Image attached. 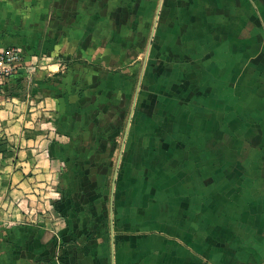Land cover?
<instances>
[{"label": "crops", "instance_id": "obj_1", "mask_svg": "<svg viewBox=\"0 0 264 264\" xmlns=\"http://www.w3.org/2000/svg\"><path fill=\"white\" fill-rule=\"evenodd\" d=\"M171 8L176 12V18L166 17L163 21L174 29L173 36H190L198 41L206 35L207 44L219 54L220 64L214 71L220 76L222 86L224 75L236 78L233 85H237L241 77H247V82L251 83L253 77L260 84L255 95L257 100L263 101L261 108L264 109V0H0V47L20 48L28 65L36 57L52 55L65 61L77 57L97 60L103 58L98 53L102 45L108 49L104 60H114L118 52L126 53L124 49L117 50L120 44L133 50L134 43H144L140 28L147 27L149 19L153 20L152 12L157 14L152 27L154 31L159 14ZM46 68L35 75V81L24 95L16 90L17 86H11L7 89L11 90V96H0V264H264L261 228L253 229L252 238L244 241L241 236L244 237L245 229L230 227L225 221L229 216L214 215V204L208 202H205V217L186 215L189 211L192 214L193 205L191 199L182 194L181 187L185 188V185H160L159 182L152 184L151 192L157 193L158 187L169 189L172 195L168 202L178 207V215H184L183 221L188 219L190 226L146 228L150 224L144 221L150 218L145 220L144 213L153 214L154 207L159 205L155 204L153 195L144 198V160L141 165L136 159L122 167L119 163L126 144L127 147L138 145L141 150L139 160L144 159V132H132L127 140L124 137L115 168V173L120 169L119 173L124 175L115 185V177L110 185L105 179L93 178L95 175L92 174L100 170L107 173L112 161L103 165L90 162L80 154L81 151L85 155L84 148H77L76 156H80V161L71 163L72 151L68 144L73 137L60 134L59 130L57 133L52 127L58 125L57 119L53 118L57 113L64 117L68 106L83 102L75 94L81 90V82L82 90L88 85L86 96L92 103L88 108L100 106L93 97L95 92L105 93L100 83L109 80L116 83L118 76L113 73L116 77H110L113 75L109 73L94 77V72L87 70L88 74L76 71L74 77L68 73L71 69L66 71V67L55 63L50 70L62 72L64 76L63 79L55 77L53 82L57 85L52 87L47 79L51 75H47ZM75 78L80 82L76 83ZM143 81L144 69L132 103L129 128L136 114L138 94L143 91ZM29 93L31 98L27 101ZM163 113L153 124L152 137L167 141L170 136L168 142H176L177 137H182L191 143L200 135L204 142L210 139L207 144L211 146L206 147L205 155L210 153L212 156L215 145L220 146V154L226 158L224 161L231 155L241 157L243 165L237 166L236 187L244 193L242 197L237 195V201L244 200V196L252 192L258 199L255 203H264V193H257V186L248 185L244 180L247 168H258L261 172L263 167L252 166L251 160H246L252 155L254 161L258 155L261 163L264 157V130L255 124L257 122H245V118L236 115L232 125L240 123L241 131L237 136L233 135L234 139L245 141L240 149L227 154L228 142L223 143L221 139L228 135L223 131L228 128V116H224L217 126L216 130L220 131L213 132L209 128L203 131L207 116L203 123L192 122L193 117L187 110L186 119L178 122L167 114V110ZM258 121L264 123V117ZM95 136L86 134L85 138L101 139ZM229 138L233 137L228 135ZM246 141L253 142L251 148L257 147L261 153L255 152L256 149L251 152ZM236 146L238 144L233 150ZM169 151H165L167 156L172 154ZM188 152L190 154V150ZM195 152L193 156L197 157ZM196 157L195 171L201 166ZM212 164L211 174L215 167ZM219 171L227 174L229 170ZM243 202L239 204L242 211ZM185 204L188 207H182ZM209 210L213 215H207ZM207 218L214 223L219 220L216 226L220 228H212V222L208 229L201 228L202 220Z\"/></svg>", "mask_w": 264, "mask_h": 264}, {"label": "rangeland", "instance_id": "obj_2", "mask_svg": "<svg viewBox=\"0 0 264 264\" xmlns=\"http://www.w3.org/2000/svg\"><path fill=\"white\" fill-rule=\"evenodd\" d=\"M175 13L176 12H173L172 8L171 10L164 11V13L162 12V14L160 13L158 25L156 24L155 31H152L154 18L155 15H157L156 11L152 12L153 20L149 19L148 26L140 28L141 30L143 29L144 43H134L133 50L128 49V45L124 43L120 44L117 50L121 51L124 49L126 53L121 55V52H118V56L114 60H104L108 51L104 45H102V48L98 52L103 58L99 57L97 60L77 57L75 60L65 61L57 55L43 58L41 56L37 57V59H33L32 63H30V67H35L34 74L30 77L29 75H25L23 80L16 85V90L24 95L23 93L26 90H30L31 83L35 81V75L43 71L41 69L44 67H47V75H51L48 76V81H51L52 87H56L57 83L53 82L55 77L63 79L64 75L62 72L54 73L50 70V67L55 63L61 64L62 67H66V71H68L67 69H71L68 73L72 75L74 73L76 74V71H81V74L83 72L88 74L87 70H89V72H94V77L95 75L103 77L109 73V75H113V73L116 74L118 76V80L116 78V83L111 80L100 83V86L104 88V94H96L95 92L93 95L89 92L90 95H93L94 99L96 98L95 102L100 106L88 108L92 105V103L90 104L88 102L86 96L88 85H84L86 89L82 90L84 88L81 82V92L79 91L75 94H78V97L83 102L86 101L88 105L82 104L83 102H78V104L76 102L75 104H77V107L75 104L72 107L71 105L68 106L65 110L66 115L64 117L59 116L60 114L58 115L57 113V116L53 118L54 120L57 119L55 121L58 125L52 126L57 133L60 131V134H68L69 137H73L70 144H68L72 151L71 163H74L75 160L80 161V156H76V154L79 153L77 148H84L83 152H85V155H83L81 151L80 154L82 157L88 158L90 162H100L99 164L103 165L112 161V165H108L107 173H102L101 170L92 173L95 175L93 178L105 179L111 185V181L114 177H116L118 181V179H122L124 175L119 173L120 169L117 175L115 173L124 137H126L127 140V137H131L130 134L132 132H144V159L139 160L141 157L139 154L141 150L138 145L130 147L129 144L127 147L126 144L122 154V160L120 161V167H122L123 164L130 165L132 159L133 163L136 159L139 165H141L142 160H144V198L147 199L149 196L153 195V200H156L155 204L160 206V208L159 206L154 207L152 211L154 215L144 213L145 220L148 217L150 218V220L144 221L150 224V226L146 228L150 230H160L190 226L188 219L183 221L184 215H178V207H173L171 203L168 202L170 200L169 196L172 195L169 189L158 187V189H156L157 193L151 192L153 189L151 187L152 184L157 185L160 182V185H165L170 183L175 186L185 185V188L181 187L183 191L182 194H186L188 199H191V205H193V208L191 206L192 214H190L189 211L186 215H203L205 217V202H208L209 205L214 204V215L229 216L225 221L230 223V227H234V229H245L244 237L241 236L243 240L245 239L244 241L251 239L253 229L257 228H261L262 240H264V203H255L258 199L252 192L246 194L244 200L237 201V195L242 197L244 193L236 187L238 179V173L236 171L237 166L243 165L241 157L236 158L235 155H231L230 158H227V161H224L226 158L224 159L220 154V146L217 148L215 145L213 146L214 153L212 156L210 153L205 155V149L211 146L207 144L210 139L204 142L199 137L200 135H198L197 140H192L191 143L187 138L182 137H177L179 140H176V142H168L170 136L166 138L167 141H164L161 137L155 139L151 136L153 124L157 123V117L164 114L163 111L165 110H167V114H169L171 118H175L178 122H182L186 119L184 118V114L186 115L185 112L187 110L188 114L193 117H191L192 122L196 121L197 123H203L207 116L208 121L205 126H202L204 128L203 131L209 128V131L213 130V132L220 131L216 130L217 126L220 125L221 119L224 116H228V128L227 130H223L222 128V130L227 132L231 138L233 137L232 139L235 137L233 135L237 136V133L241 131V128H238L240 127V123L237 122L236 125H232L236 115L237 117L241 116V119L245 118V122H257L255 124H259L258 126L264 130V123L258 121L259 118L264 117V109L261 108V106H263V101L260 98L257 100L258 98H256L255 95V89L260 86L259 82L255 81L252 77L250 83V81L247 82V77H241L238 84L233 85L232 83L236 78L224 75L222 76V86L220 76L217 73L218 76H216L214 71L220 64L219 54L214 53L216 49L213 47L211 48L207 44L208 40L206 35L202 36L198 41L191 39L190 36L181 35L174 37V29L166 26V21L163 20H165L166 17L176 18ZM249 30L250 29H247V31ZM152 34H154V37L149 49L150 42L148 43V40L151 38ZM216 56L217 58H215ZM48 60H51V63L47 64ZM77 65H79L78 69L75 68ZM143 69V91L141 94L140 92L138 94L140 97L134 108L136 114L133 116L128 135L126 136V128L132 112V103L140 80V73ZM115 71L117 72L115 73ZM58 73L59 75H54ZM73 76L75 77V75ZM110 77L116 76L113 75ZM75 81L76 83L80 82L76 78ZM10 85L13 86L12 84ZM9 87L3 88L0 92V96H11V90H7ZM3 90L4 93H2ZM5 90L7 91L5 92ZM49 92L53 93L52 91ZM260 94L261 93H259V95ZM26 98L27 101L30 100V93L29 95L27 94ZM41 98L44 97L41 96ZM76 113L77 115H75ZM251 126L254 127V125ZM198 133L200 134L201 132L199 131ZM86 134L91 135V137L96 135L95 137L101 139L96 141L86 139ZM228 135H225L227 139L225 136H222L221 139L223 143L228 142L227 146H229L228 148L230 149L226 151L227 154L234 153L240 149V147L243 146L242 142L245 141V139H228ZM253 136L256 135L254 134ZM139 142L138 140V143ZM246 143L249 144L248 147L251 152V149H256L255 152L261 153L257 147L251 148L250 145H252L253 142L246 141ZM237 144V149L233 150L234 145ZM112 147H114V149L110 152ZM168 149L172 154L167 156L165 151ZM188 150H190V154ZM194 151H196L197 157L193 156ZM90 153L94 154L90 155ZM195 157L197 158V162L201 163V166L196 171L193 168ZM252 157V155H249L246 160H251L249 163L252 166L256 167L257 165H263V167H261V172L257 171L258 168H255L256 170L247 168L244 180L248 185L252 184L257 186V193H264V157L261 159V163L258 159V155L254 161ZM246 160L245 163L248 164ZM211 163L215 166L212 174L209 172ZM102 165H99V168H102ZM219 169L229 171L225 174L220 173ZM138 174L139 173H137V175ZM238 191L241 193H238ZM146 192H150L149 195H147ZM241 202L244 203V211H242V206L239 205ZM250 204H253L252 207H249ZM195 206L197 207L196 211L194 210ZM182 207H188V204ZM213 212L209 210L207 215H213ZM211 222L212 228H220L216 226L219 220H216V223H214L210 218H207V220L203 219L201 226L199 220H197V226L208 229ZM217 237L218 236H215V238Z\"/></svg>", "mask_w": 264, "mask_h": 264}, {"label": "built area", "instance_id": "obj_3", "mask_svg": "<svg viewBox=\"0 0 264 264\" xmlns=\"http://www.w3.org/2000/svg\"><path fill=\"white\" fill-rule=\"evenodd\" d=\"M36 57V56H34ZM34 59H37L34 58ZM35 67H30L26 61V56L18 47H0V92L3 88L13 84V82L25 75H33Z\"/></svg>", "mask_w": 264, "mask_h": 264}, {"label": "water", "instance_id": "obj_4", "mask_svg": "<svg viewBox=\"0 0 264 264\" xmlns=\"http://www.w3.org/2000/svg\"><path fill=\"white\" fill-rule=\"evenodd\" d=\"M155 28H156V26H155ZM155 28H154V31H155ZM153 37H154V34H152V37H151V39H150L149 49H150V47H151V44H152V41H153ZM130 121H131V118H130ZM128 128H129V125H128V127H127V130H128ZM122 154H123V151H122V153H121V155H120V161H121V158H122ZM120 161H119V163H120ZM117 171H118V169H117ZM117 171H116V175H117ZM115 183H116V177H115V179H114V185H115ZM112 205H113V204H112Z\"/></svg>", "mask_w": 264, "mask_h": 264}, {"label": "trees", "instance_id": "obj_5", "mask_svg": "<svg viewBox=\"0 0 264 264\" xmlns=\"http://www.w3.org/2000/svg\"><path fill=\"white\" fill-rule=\"evenodd\" d=\"M23 77H24V75L23 76H21V77H19V78H17L14 82H13V86H16L21 80H23ZM9 86H11V85H9ZM8 86V87H9Z\"/></svg>", "mask_w": 264, "mask_h": 264}]
</instances>
